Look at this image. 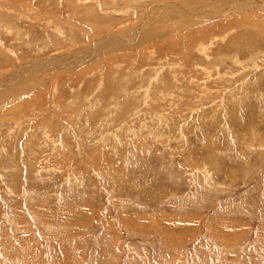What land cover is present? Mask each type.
Segmentation results:
<instances>
[{
    "label": "rangeland",
    "instance_id": "1",
    "mask_svg": "<svg viewBox=\"0 0 264 264\" xmlns=\"http://www.w3.org/2000/svg\"><path fill=\"white\" fill-rule=\"evenodd\" d=\"M260 1L0 0V264H264Z\"/></svg>",
    "mask_w": 264,
    "mask_h": 264
},
{
    "label": "bare ground",
    "instance_id": "2",
    "mask_svg": "<svg viewBox=\"0 0 264 264\" xmlns=\"http://www.w3.org/2000/svg\"><path fill=\"white\" fill-rule=\"evenodd\" d=\"M236 1H237V2H238V1H243V2L247 3L246 5H250V4L257 3V2H258V3L261 2L260 0H255V1H254V0H236ZM256 1H257V2H256ZM211 2H212V1H211ZM237 2H236L235 4H233L232 7H235L236 9L241 8V7H242V6H241V2H240L239 4H238ZM245 3H244V4H245ZM218 5H219V4H218ZM256 5H257V4H256ZM189 7H190V6H189ZM164 8H165V7H164ZM181 8H182V6H181ZM217 8H218V7H217ZM220 8H221V7H220ZM223 8H224V7H223ZM227 8H228V7H227ZM227 8H226V9H227ZM235 8H234V9H235ZM245 8H246V7H245ZM221 9H222V8H221ZM241 9H243V8H241ZM159 10H160V9H159ZM194 10H195V9H194ZM206 10H208V9H206ZM218 10H219V9H218ZM222 11H223V9H222ZM201 12H202V11H201ZM225 12H226V11H225ZM231 12H232V11H231ZM237 13H238V12H237ZM149 14H150V13H149ZM205 14H206V13H205ZM205 14H204V15H205ZM197 15H198V14H197ZM218 15H219V14H218ZM224 15H225V14H224ZM151 16H152V15H151ZM202 16H203V15H202ZM205 17H206V16H205ZM205 17H204V18H205ZM147 19H148V18H147ZM150 19H151V18H150ZM93 42H95V43H93ZM93 42L90 43V44H88V45H89V46L91 45V47L94 46V45L96 44V40L93 41ZM108 42H109V41H108ZM92 49H93V47H92V48L89 47V49H86V50L88 51V53H90V52L92 51ZM89 51H90V52H89ZM78 61H79V60H78ZM78 61H77V62H78ZM81 61H82V60H81ZM52 63H53V62H52ZM54 64H55V63H54ZM15 70H16V69H15ZM15 70H12V74H14V71H15ZM12 74H10V76H12ZM1 81H2V79H1Z\"/></svg>",
    "mask_w": 264,
    "mask_h": 264
}]
</instances>
